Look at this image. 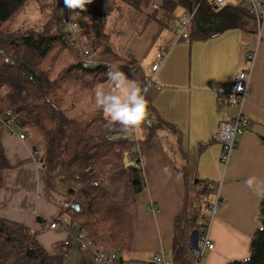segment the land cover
Listing matches in <instances>:
<instances>
[{
    "label": "crops",
    "instance_id": "obj_1",
    "mask_svg": "<svg viewBox=\"0 0 264 264\" xmlns=\"http://www.w3.org/2000/svg\"><path fill=\"white\" fill-rule=\"evenodd\" d=\"M260 1L264 4V0ZM151 2L155 10L162 8L156 18H151L150 25L155 26L150 29L149 25L144 33L134 35L144 36L143 41L135 46V53L132 47L123 55L138 65L146 78L152 75L155 54L165 52V59L154 74L160 89L151 88L146 95L150 126L143 124L138 138L144 189L136 197L137 223L128 254H139L138 264H151L153 255L160 250L167 256L172 248L175 216L184 201L187 208L189 192L209 180L205 187L219 184L223 204L211 219L208 234L214 246L206 253L203 264H226L247 258L250 239L260 225L257 210L262 199L244 181L249 176L264 179V23L257 28L247 0H226L223 5L240 7L237 25L217 36L192 40L183 38L177 27L178 20L188 11L180 0ZM85 26L81 23L78 37L89 46ZM252 32L256 40L250 45L245 37ZM253 49L256 54L249 93L242 106L249 127L237 136V147L224 166L215 134L219 123L235 112L226 95L235 74L247 67L245 52ZM103 81L105 91L114 90L108 78ZM97 116L104 117L102 111ZM133 136L130 135L131 140ZM0 142L12 166L2 174L0 218L23 225L50 255L63 256L65 263L72 260V264H92L89 252L68 247L67 231L49 226L68 202L65 188L48 185L26 136L18 139L3 132ZM133 148L134 145L132 151ZM149 203L156 206L155 212L147 210ZM124 259L132 261V257Z\"/></svg>",
    "mask_w": 264,
    "mask_h": 264
},
{
    "label": "trees",
    "instance_id": "obj_2",
    "mask_svg": "<svg viewBox=\"0 0 264 264\" xmlns=\"http://www.w3.org/2000/svg\"><path fill=\"white\" fill-rule=\"evenodd\" d=\"M48 1L49 18L41 30L4 29L19 9L38 3L45 11ZM114 1L139 11L145 8L150 19L156 18V10L150 9L151 0H91L90 19L85 26L88 48L95 57L116 64L139 84L144 80L140 67L120 57L105 41L107 19L116 8ZM180 4L188 11L195 8L188 33L192 40L217 36L238 23L239 6L214 7L209 0H180ZM65 8L64 0H0V115L11 110L21 126L33 121L41 131L43 150L34 148L33 155L45 171L48 185L65 188L68 202L59 215L67 213L73 229H85L93 248L107 252L119 249L125 254L131 249L137 223L136 197L144 189L141 171L133 165L136 153L129 138L132 134L123 132L118 125L107 128L102 116L80 126L47 98V92L60 81L87 85L92 79L107 78V66L83 68L77 61L54 79L37 69L56 41L64 43L69 39L58 25ZM5 58L11 62L6 63ZM3 132L0 123V136ZM109 134L111 140L107 139ZM10 167L0 142V186L3 171ZM201 193L208 195L209 188L204 186ZM72 201L78 203L77 211L71 207ZM257 218L260 225L250 239L249 256L226 264H264V200L258 205ZM195 227L188 220L184 201L173 221L168 264H193L187 238ZM0 264H65V258L50 255L23 225L0 218Z\"/></svg>",
    "mask_w": 264,
    "mask_h": 264
},
{
    "label": "built area",
    "instance_id": "obj_3",
    "mask_svg": "<svg viewBox=\"0 0 264 264\" xmlns=\"http://www.w3.org/2000/svg\"><path fill=\"white\" fill-rule=\"evenodd\" d=\"M209 2L214 7H219L223 5L226 0H223V2H221V0H209ZM247 8L249 13L253 16L257 28L259 29V27L264 23V4L260 0H247ZM194 12L195 8L187 11V13H185L178 20L177 27L183 38L188 39L189 27L194 16ZM58 25L68 34L69 40L75 42L78 49V57L81 67L93 68L98 65H113L95 57L94 53L89 48L80 43L78 35L81 23L71 10L67 8L64 9L60 15ZM255 54V49L245 52L244 58L247 63V67L235 74L231 89L226 95L229 106L235 108V112L232 117L219 123L215 134V141L221 145L219 159L224 166L228 163L230 154L236 144V135L241 134L249 127V120L243 112L242 106L249 93L250 71ZM164 59L165 52H157L155 54V62L151 65L152 75L144 78V80L138 84L141 86L142 90L146 89L144 92L145 98L149 89H160V85L155 81L154 74L158 71ZM0 123L3 126L4 132L8 135L17 137L18 139L25 138V134L21 131V126L18 122L17 116L11 110L7 111L5 115H0ZM143 124L148 127L150 126V121L145 118ZM107 139L111 140L112 135L109 134ZM132 140L134 143L133 151L136 153V159L134 160L133 165L141 171L142 177H144L141 153L136 135L133 136ZM209 193L213 196V200L206 203L204 206V212L208 215V219L201 217L198 219L195 227L198 229L197 246L199 251H191L193 257L196 259L193 264H198L199 260L204 257L205 250H211L214 246L213 242L209 238L208 232L211 219L218 213L223 204L220 196L219 184L210 185ZM147 210L155 212L157 208L152 203H149ZM71 225V220L67 213H62L58 219H52L49 222V226L51 228H59L67 231L69 239L71 240V250L89 252L93 262L97 264H134L132 261L124 259V256L118 249H115L112 252H107L103 249L93 248L91 241L88 239L87 231L85 229L75 230L71 227ZM69 254L70 252H68V255ZM151 264H167L165 251L160 250L156 252L152 257Z\"/></svg>",
    "mask_w": 264,
    "mask_h": 264
},
{
    "label": "rangeland",
    "instance_id": "obj_4",
    "mask_svg": "<svg viewBox=\"0 0 264 264\" xmlns=\"http://www.w3.org/2000/svg\"><path fill=\"white\" fill-rule=\"evenodd\" d=\"M47 4L48 9H45V11L43 8H40L38 3L36 5L29 4L24 6L10 18V20L4 25V29L14 30L17 28H23L41 30L49 18L51 4L49 1ZM114 5L116 8L111 11L107 19V38L105 41L112 45L111 47L114 52H116L120 57H124V53H126L128 49H132V47H134L132 52L135 53L137 51L135 46L139 47V44L143 41L142 39L144 36L139 37L134 35H139L138 32L144 33L153 21L149 18V14L145 8L140 11L132 7L127 8L122 6V3L119 1H114ZM121 7L125 10H122ZM150 9L151 11L155 10L152 6ZM160 10H162V8ZM160 10L157 9L154 12L155 15ZM73 14L80 23L84 25L88 24L90 19V5H86L85 11L76 9ZM154 26L155 24L150 25V29ZM245 38L247 40V44L251 45L256 40V34L254 32L248 33ZM80 41L83 46L88 47L81 36ZM69 42L70 43L66 41L63 43L62 41H56L37 66V69L45 72L50 79H54L63 68L69 64L77 62V59L79 61V57H77L78 49L75 42ZM124 47L126 48L124 49ZM104 79L106 78L92 79L87 85H82L74 80L60 81L54 89L47 92V98L68 118L77 121L80 126H84L90 119L101 114V110L98 109L95 104L94 93L95 90L99 88V85L101 86V89L104 91L106 90V85L103 81ZM21 129L26 136V141L28 142L30 149L33 151L34 148H37L38 152H41L43 150V136L38 126L32 121V124L28 123L22 125ZM237 136L238 135L235 137V143L237 141ZM236 147L237 146L235 144L233 150L236 149ZM38 164L40 165L39 162ZM208 182L210 181L207 180L206 182L199 183V187L196 190L190 191L187 196L186 209L188 212V220L191 224H196L198 219L201 217L208 219V215L204 212V204L212 201L213 196L211 194L204 195L201 193V189L208 185ZM207 252L208 250H205L204 257L199 260L198 264H203ZM120 253H122V255L126 258L132 257L134 264L139 263V254L132 256L128 253L123 254L121 250ZM166 259L168 264L170 252L167 253ZM195 261L196 259L193 257V262ZM91 263L95 264L92 258ZM65 264H72V260L66 261Z\"/></svg>",
    "mask_w": 264,
    "mask_h": 264
},
{
    "label": "clouds",
    "instance_id": "obj_5",
    "mask_svg": "<svg viewBox=\"0 0 264 264\" xmlns=\"http://www.w3.org/2000/svg\"><path fill=\"white\" fill-rule=\"evenodd\" d=\"M89 3L91 0H64L65 7L72 12L76 9L85 11ZM5 62L11 61L5 58ZM106 76L114 90L97 88L94 93L95 104L103 113L105 126L111 129L118 125L123 132L140 138L143 122L148 115V101L144 95L146 89L142 90L135 80L114 65L107 66ZM164 171L167 174V167ZM244 183L258 198L264 200V179L249 176Z\"/></svg>",
    "mask_w": 264,
    "mask_h": 264
},
{
    "label": "water",
    "instance_id": "obj_6",
    "mask_svg": "<svg viewBox=\"0 0 264 264\" xmlns=\"http://www.w3.org/2000/svg\"><path fill=\"white\" fill-rule=\"evenodd\" d=\"M71 207L77 211L79 209V205L76 201H72ZM197 241H198V229L194 228L190 231L188 238H187V244H188V249L190 251L198 252V246H197Z\"/></svg>",
    "mask_w": 264,
    "mask_h": 264
}]
</instances>
